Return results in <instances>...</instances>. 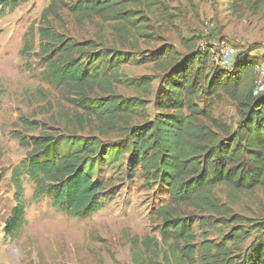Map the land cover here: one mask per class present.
Segmentation results:
<instances>
[{
    "label": "trees",
    "instance_id": "16d2710c",
    "mask_svg": "<svg viewBox=\"0 0 264 264\" xmlns=\"http://www.w3.org/2000/svg\"><path fill=\"white\" fill-rule=\"evenodd\" d=\"M188 1L194 7V0ZM230 1L234 16L243 12L264 15V0ZM16 2L0 0V6ZM140 5L141 0H79L70 10L81 22L98 18L115 23L127 41L151 38ZM156 6L164 21L174 26L175 16L158 0L147 9ZM39 31L45 80L73 89L76 105L100 125L98 136L42 134L22 141L29 153L18 177L28 172L35 185L34 198L52 193L54 206H65L73 217L97 212V196L106 184L95 181L96 168L105 161L115 164L128 153L130 179L140 170L147 186L162 187L168 197L151 217L161 240L143 237L139 243L144 252L134 254V264H264V219L240 217L215 195L218 187H225L232 205L239 195L264 190V94H256L257 65L237 58L231 71L212 68L206 75L203 69L208 58L198 50V39L187 40L179 33L187 55L164 45L143 60L162 76L156 93L159 112L142 126L130 127L129 120L144 111L143 96L152 94L153 78L131 79L122 74L121 66L128 63L124 53L98 50L91 42L78 43L51 28ZM116 86L134 90L137 97L117 95ZM223 97L237 105L240 121L235 130L213 116ZM112 134L127 144L104 143L101 137ZM60 145L65 148L62 153ZM16 185L18 205L5 227L11 236L25 215L22 189ZM195 213L217 217L231 230L219 242L208 233L198 241ZM208 220L200 218L201 227H207Z\"/></svg>",
    "mask_w": 264,
    "mask_h": 264
},
{
    "label": "rangeland",
    "instance_id": "374dc122",
    "mask_svg": "<svg viewBox=\"0 0 264 264\" xmlns=\"http://www.w3.org/2000/svg\"><path fill=\"white\" fill-rule=\"evenodd\" d=\"M16 5L0 6V264H134V254L144 252L139 243L146 235L160 239L158 226L153 224V212L167 203V194L160 186H147L140 170L130 179L126 153L115 164L103 162L95 172V181L106 184L97 196L100 210L81 217L69 216L65 206H54L52 193L34 198L35 185L28 172L20 174V164L29 150L22 141L40 135L61 138L68 135L98 136L99 122L89 117L74 102L75 91L65 86L50 85L44 73L40 48V28H51L78 43L91 42L98 50L113 49L124 53L128 63L121 72L131 79L153 78L152 94L143 96L145 108L141 115L129 120L130 127L142 126L158 114L156 93L162 80L146 57L164 45L187 51L178 34L187 40L198 39V50L217 49L225 41L233 50V58L264 65V15L243 12L234 16L230 0H158L175 16L174 26L164 21L160 6H147L154 0H141L138 10L148 19L147 33L151 38L127 41L121 38L115 23L98 18L81 22L71 12L79 0H16ZM210 62L205 74L212 70ZM114 92L124 98L137 97L132 89L116 86ZM264 94V81L256 89ZM214 118L237 129L240 117L237 105L227 97L217 103ZM111 146H125L118 134L101 137ZM60 153L65 148L58 147ZM21 203L25 215L20 229L6 235L5 227L13 209ZM217 199L228 204L240 217L264 219V190L242 194L235 204H229L228 190L218 187ZM197 240L204 233L221 241L231 225L210 215H194ZM209 219L205 228L199 219ZM138 239V244H136ZM136 248V251H135Z\"/></svg>",
    "mask_w": 264,
    "mask_h": 264
},
{
    "label": "built area",
    "instance_id": "2783aa9c",
    "mask_svg": "<svg viewBox=\"0 0 264 264\" xmlns=\"http://www.w3.org/2000/svg\"><path fill=\"white\" fill-rule=\"evenodd\" d=\"M200 52H205L207 54L208 63L215 69L231 71L235 65L237 58H233V50L230 45L223 41L218 44L217 49H212L210 51L199 50ZM258 77L256 83V89L264 81V65L258 68ZM257 94V93H256Z\"/></svg>",
    "mask_w": 264,
    "mask_h": 264
}]
</instances>
